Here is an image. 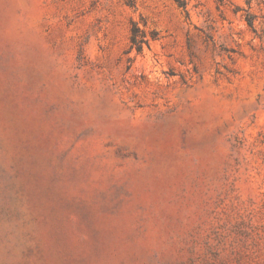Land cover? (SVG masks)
Segmentation results:
<instances>
[{"label":"rangeland","instance_id":"374dc122","mask_svg":"<svg viewBox=\"0 0 264 264\" xmlns=\"http://www.w3.org/2000/svg\"><path fill=\"white\" fill-rule=\"evenodd\" d=\"M130 1L0 0V264H264V0Z\"/></svg>","mask_w":264,"mask_h":264},{"label":"trees","instance_id":"16d2710c","mask_svg":"<svg viewBox=\"0 0 264 264\" xmlns=\"http://www.w3.org/2000/svg\"><path fill=\"white\" fill-rule=\"evenodd\" d=\"M129 5H133V0L128 3ZM137 32L138 28L136 26V23L132 21V27H131V35H130V47H134L136 51H140L142 48V41L141 39L137 38Z\"/></svg>","mask_w":264,"mask_h":264}]
</instances>
